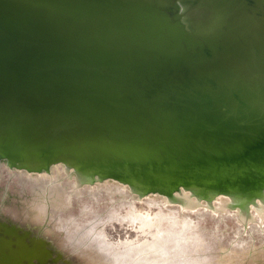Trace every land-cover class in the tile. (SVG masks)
<instances>
[{"label": "water", "instance_id": "water-1", "mask_svg": "<svg viewBox=\"0 0 264 264\" xmlns=\"http://www.w3.org/2000/svg\"><path fill=\"white\" fill-rule=\"evenodd\" d=\"M0 160L264 190V0H0Z\"/></svg>", "mask_w": 264, "mask_h": 264}, {"label": "bare ground", "instance_id": "bare-ground-1", "mask_svg": "<svg viewBox=\"0 0 264 264\" xmlns=\"http://www.w3.org/2000/svg\"><path fill=\"white\" fill-rule=\"evenodd\" d=\"M3 168L8 175L15 178L13 182L17 185L15 188L18 192L16 196L21 202L19 208L24 205L20 216L16 217L17 220L11 218L8 220V217H5L4 221L0 220V232L8 233L11 238L23 243L33 241L34 244L36 243L33 245L34 248L37 249L36 246L42 248L45 253L38 255L39 259L35 258L34 264H114L109 257L110 255L108 256V252H104L113 253L116 250L115 245L118 242L109 233L112 232V229L106 232L107 228L103 227L102 231L98 223L97 226H94L96 225L94 221L91 228L93 232L90 231V234H87L82 230V224L75 221V216H67L69 218L62 219L59 215L52 214L64 211L71 204L72 198L82 197L85 192L89 198L95 199V191L100 188L110 192L116 190L129 199H138V202L122 201L119 214L116 213L115 207L111 208L116 199L112 200L106 212L107 218L110 220L109 224L115 230L118 231V226L114 220L119 222V225L125 226L128 236L133 234L131 229L136 228L134 231L137 237L136 241L135 243L130 241L129 244L133 249L135 245H139L137 249L151 250L154 245H159L160 233L166 230L167 234L177 233L176 238H173L174 244L172 246L177 245L176 250L179 251L180 242H185L182 251L190 254L189 261L191 263L264 264V250L262 248L256 245L241 247L224 245L223 243V245H217L216 242L210 245L198 230L193 229L192 225L196 211L200 207L210 208L215 214L232 212L240 225L250 222H254V225H261L264 223V190L218 192L210 189H180L172 194H160L132 188L113 179L97 178V176L78 171L62 163H53L41 170H27L0 160V173L3 172ZM167 202L176 203L178 206L169 207ZM87 214V212L82 211L80 218L83 219ZM163 219L169 222V227L176 225L178 228L171 231V227L161 226ZM96 235L100 237V240L96 238ZM33 236H36L37 239H33ZM31 237L32 239H30ZM161 238H165V235H162ZM22 242L19 243L23 245ZM151 253L152 250L148 251L144 258L151 260ZM158 253V256L167 257L169 255L163 248ZM116 259L114 258L115 261Z\"/></svg>", "mask_w": 264, "mask_h": 264}, {"label": "rangeland", "instance_id": "rangeland-1", "mask_svg": "<svg viewBox=\"0 0 264 264\" xmlns=\"http://www.w3.org/2000/svg\"><path fill=\"white\" fill-rule=\"evenodd\" d=\"M14 179L15 178L13 176L8 175L7 172L3 168V172L0 173V220H2V221L5 220L4 219L5 217H8V220H9V218L17 220L16 217L20 216L22 206L24 205L23 204L21 206V208H19V204H21V202L16 196L18 192L15 189L17 185L13 182ZM95 193H96L95 199L89 198L88 195L86 194V192H85V195H83L82 197L75 198V199L72 198L71 204H69L68 207L64 211L54 212L52 214L56 215V216L59 215L62 219L69 218L67 216H71V217L75 216L76 217L75 221L82 224V226H83L82 230L87 232V234L88 233L90 234V231H92L91 228L93 227L92 223L94 221L96 224L94 226H97V223H98V226L102 229V231H103V227L107 228L106 232H108L112 229V232L110 231L109 233H111L112 238L118 242L115 245L116 250H114L113 253L109 252V251H104V252H108V256L110 255L109 257L112 259L114 264H146V263L147 264H179V262H181L180 264H194V263H191L189 261L190 254L184 253L182 251V249L184 248L185 242H180L179 243L180 244L179 245V251L176 250L177 245H175L174 247H172V246L174 244L173 238L174 237L176 238L177 233L173 232V233L167 234V232H165L166 230L164 232L160 233L159 240L161 239V241L158 242L159 245L156 244L151 248L152 253L150 255H151L152 259L147 260L146 258H144V255H146V253H148V251H151V250H145L144 251L141 249H137L139 245H135V247L133 249L129 245L130 241L132 243H135V241H136L137 237H136V234L134 233L136 228H132L131 230H132L133 234L128 236V234H126V231H125V226L119 225L118 224L119 222L117 223V221L114 220V222L118 226L117 227L118 231H117L110 226V224H109L110 220H108L107 213H106L107 209L110 206V202H112V200L114 201L116 199L114 201L115 203L112 204L111 208L115 207L116 213L119 214L120 209L122 207L121 206L122 201L126 202V201L131 200V201L138 202V199L137 200L129 199L128 197L121 195L116 190L110 192L109 190H105L104 188H100V189L96 190ZM110 193L112 196L110 195ZM86 197H88V198H86ZM122 197H125V198L121 199ZM111 198H113V199H111ZM167 206H169V207L178 206V204L167 202ZM96 207H97V210H96ZM82 211L88 213L87 215H85L83 217L84 220L80 218ZM219 215H221V216H219ZM227 215H228V217H227ZM233 217H234V215L232 212L215 214L210 208L200 207L199 210L196 211V216L194 218L192 225H193V229H195L196 231L198 230V232H200V234L205 237V239L210 243V245L214 244L215 242L217 243V245L218 244L219 245L224 244V245L238 246V247H241L244 245H256V246H258L264 250V223L261 225H254L255 224L254 222H252V223L250 222V223H247L244 225L243 224L240 225L236 221L235 217L234 218ZM90 219H92V220H90ZM161 223H162L161 226H163L165 228L169 227V222H167L166 219H163L161 221ZM235 224L238 226H236ZM170 227L169 228L171 231L173 229L175 230V228H178V226H176V225H174L173 227L172 226H170ZM141 235H144V234H141ZM147 235L149 236L148 233H147ZM162 235H165V238L162 239L161 238ZM94 236H95V234H94ZM246 236H247V238H246ZM34 238L37 239L36 236H33V239ZM96 238H98V240H100V237L97 235H96ZM30 239H32V237ZM126 240H128V241L126 242ZM249 241H252V242H249ZM99 242H101V241H99ZM204 242H205V240H204ZM36 247H37V249L34 248V246L29 244L28 246H23L19 249V250H21V252H20L21 256H23L25 258L23 260H20V262H21L20 264H34V261L30 259V256L32 255V253L37 254V256L43 255L45 253L42 248H40L38 246H36ZM161 248H163L167 253H169V255H167V257L164 255L158 256V254H159L158 252L160 251ZM112 249H114V247H112ZM112 249H111V251H112ZM185 249L188 250V248H185ZM129 250H131V251H129ZM116 255H118V256L116 257ZM114 258L115 259L117 258L116 259L117 262L114 260ZM126 260H127V262H126ZM196 264H198V262H196Z\"/></svg>", "mask_w": 264, "mask_h": 264}]
</instances>
